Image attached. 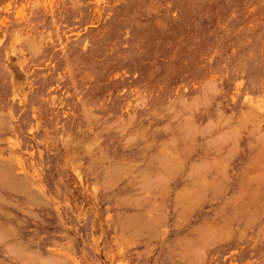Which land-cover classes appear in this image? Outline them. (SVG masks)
<instances>
[{
    "label": "rangeland",
    "instance_id": "obj_1",
    "mask_svg": "<svg viewBox=\"0 0 264 264\" xmlns=\"http://www.w3.org/2000/svg\"><path fill=\"white\" fill-rule=\"evenodd\" d=\"M0 264H264V0H0Z\"/></svg>",
    "mask_w": 264,
    "mask_h": 264
}]
</instances>
